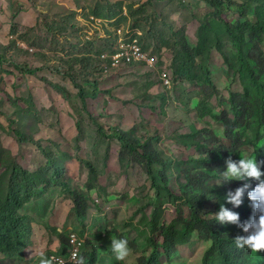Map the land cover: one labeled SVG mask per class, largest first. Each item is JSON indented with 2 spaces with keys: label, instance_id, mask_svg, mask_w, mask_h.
<instances>
[{
  "label": "rangeland",
  "instance_id": "1",
  "mask_svg": "<svg viewBox=\"0 0 264 264\" xmlns=\"http://www.w3.org/2000/svg\"><path fill=\"white\" fill-rule=\"evenodd\" d=\"M242 5L251 21L257 8L264 11V0H225L219 8L204 0H0V197L15 167L33 195L21 210L24 260L0 255V264H38L40 253L66 257L73 234L85 239L81 264H91L93 250V264H136L160 241L153 219L174 218L184 193L178 171L199 157L184 142L201 133L224 141L220 118L233 116L231 94L261 95L246 58L248 35L240 44L225 30L245 21ZM135 40L154 65L113 66ZM257 81L264 91V74ZM121 131L166 160V181L157 164L152 177L177 200L151 186ZM238 134L253 143L237 159H264V127ZM221 183L234 193L244 179ZM75 188L88 202L81 219ZM111 235L133 242L125 261L114 259ZM208 245L193 233L159 264H202ZM248 264H264V255L251 254Z\"/></svg>",
  "mask_w": 264,
  "mask_h": 264
},
{
  "label": "trees",
  "instance_id": "2",
  "mask_svg": "<svg viewBox=\"0 0 264 264\" xmlns=\"http://www.w3.org/2000/svg\"><path fill=\"white\" fill-rule=\"evenodd\" d=\"M204 1L215 8L225 4V0ZM241 7L242 15L246 17L245 21L239 22L235 27L226 23L225 30L240 44L245 41L244 35H248L247 43L250 47L246 58L247 62H250L251 81L261 95H253L247 99L238 92L231 94L230 104L233 116L225 115L220 118L224 141L220 142L210 134L201 133L197 135L196 140L193 138L191 142H184L186 147H195L199 157L190 160L186 168L178 171V175L183 180L184 193L178 196L180 202L176 204L175 216L168 222L156 223L153 219L159 230L160 241L154 240L148 253L138 256L136 264H159L161 256L170 259L177 254L179 245L189 242L193 233H196L199 239L209 242L202 257V264H211L210 260L216 264H248L251 252L236 248L232 238L242 235L241 225L258 214L252 206V201L247 197V192L259 181L244 178V184H248L249 187L244 190L241 205L235 207L226 199L232 192L229 186L221 183L225 179L220 178L217 182L220 171L226 167L225 160L231 158L237 161L238 151L259 139L255 131L253 142L242 139L238 130L264 127V101L260 99L264 98V91H261L257 81L264 74V51L259 47L260 39L264 37V11L260 7L257 8L255 21H251L247 19L246 8L243 5ZM192 52L193 50L190 53ZM116 135H119L118 138L123 143V147L147 174L151 186L156 190H165L170 197L177 200V195L165 182L158 184L152 177L151 166L157 164L160 167L158 175L166 181V160L154 151V147L149 142L141 144V141L136 138L126 142V133L123 131ZM256 160L264 173L263 157L258 155ZM21 176H25V172L15 167L8 194L3 198L0 197V255L3 259L20 261L24 260L23 239L26 224V216L21 213V210L33 197L31 190L18 182ZM261 179H264V175ZM48 186L49 184L45 189ZM71 193L76 215L81 219L88 210L87 198L78 188L73 189ZM221 205L239 213L237 223L220 224L214 219L213 213L218 212ZM128 243L134 246L133 242L128 241ZM259 254L264 255V251ZM89 258L91 264L96 261L95 250Z\"/></svg>",
  "mask_w": 264,
  "mask_h": 264
},
{
  "label": "clouds",
  "instance_id": "3",
  "mask_svg": "<svg viewBox=\"0 0 264 264\" xmlns=\"http://www.w3.org/2000/svg\"><path fill=\"white\" fill-rule=\"evenodd\" d=\"M226 167L223 171H220V178L228 179H244L253 178L259 181L251 190L247 192V197L252 201V206L257 215L251 217L246 223L241 225L242 235H237L233 239V243L238 249H247L253 256L257 253L264 251V179L261 176L264 175L257 164L255 156L246 154L240 155L237 161H233L231 158L225 160ZM248 184H244L242 187L236 188L234 193H229L226 199L235 207L242 203V195L244 190L248 188ZM214 219L220 224L226 222L237 223L239 213L232 211L221 205L218 212L213 213ZM111 243L109 249L116 261H125L129 254L128 240L121 237H110ZM74 242V239H73ZM38 264H65V262L58 257H47L44 253L39 254ZM77 264H81L77 261Z\"/></svg>",
  "mask_w": 264,
  "mask_h": 264
},
{
  "label": "built area",
  "instance_id": "4",
  "mask_svg": "<svg viewBox=\"0 0 264 264\" xmlns=\"http://www.w3.org/2000/svg\"><path fill=\"white\" fill-rule=\"evenodd\" d=\"M120 62L145 63L150 66H153L155 63V59L149 56L148 54H146L142 50L140 44H137V41L135 40L125 50H121V52L117 53L113 57V61H112L113 66H118ZM69 244H70L69 254L66 257H58V258L63 260L65 264H77V261H80L81 252L85 245V239L73 234L72 236H70Z\"/></svg>",
  "mask_w": 264,
  "mask_h": 264
}]
</instances>
